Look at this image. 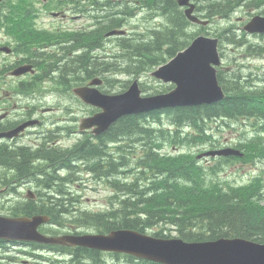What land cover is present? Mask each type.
<instances>
[{
	"label": "trees",
	"instance_id": "trees-1",
	"mask_svg": "<svg viewBox=\"0 0 264 264\" xmlns=\"http://www.w3.org/2000/svg\"><path fill=\"white\" fill-rule=\"evenodd\" d=\"M138 1L142 3V13L148 19V22L159 20L163 22L145 27L142 33L138 31L130 33L129 36L115 37L114 42L119 50H116L117 52L111 55L110 60L106 63L100 62V57L106 55V52L93 51L96 48L95 44H90L83 47L74 59L58 65L55 61L47 62L44 70L50 71L52 68L58 67L62 75H67L71 71L83 70L87 73L85 79H89L92 78L90 74L95 69L103 73L105 69L109 68L111 71L108 74L113 73V79L108 78L107 88L101 87L102 91L109 92L112 88L117 87L116 77L118 75H126L127 77L132 75L134 77L146 72L186 47L200 31L208 33L206 28L197 27L188 21L183 9L178 6L176 0ZM195 1L198 12L201 15L209 14V17L227 13L232 5L231 0ZM107 2L105 1L103 4L105 5ZM87 8L85 7L82 10H87ZM122 13L125 14L126 18L133 15L131 9L122 10ZM115 20L114 14L106 9L101 13L98 25L92 35L99 37L101 40L106 31L115 28ZM212 34L222 40L220 32ZM140 36L146 37V39L142 40ZM104 38L108 37L105 36ZM230 42L239 43L238 40ZM38 54L41 55L42 51H38ZM90 54H94L90 68H83L80 63L87 64L85 61L90 57ZM218 78L226 94L221 105L174 108L166 112L142 116L141 124L138 123V118L135 116H127L117 122V126L113 129L116 133L113 135V139L126 137L130 141V150H126V152H130L131 157L123 149H120L116 151L112 162L113 180L111 185L115 189L114 197L118 196L119 199L121 196V199L117 200L115 209L92 213L75 212L78 203L71 200V194L66 188L64 193L69 196L70 206L58 211L56 201H51V199L53 195L60 192L52 190V188L50 190L47 185L45 191L47 198L42 199L41 203L34 205L28 202V207L21 206L16 202L8 203V205L3 203L0 205V210H3L1 213L17 216L44 212L50 214L53 220H69L74 228L86 226L97 231L130 228L143 232L150 227L158 226L161 221L169 220L174 221L178 226V234L187 241L239 236L264 243V203H259L258 199L253 197V192L250 196L243 192L240 197L234 199L233 193H229V191L228 193H222L219 188L217 191H211L210 186L194 190L183 180L182 172L174 169L176 164L161 159L162 155L157 150V140H161V143L175 142L176 138L179 137L181 125L185 122L200 126L202 120H206L210 116L219 117L231 114L236 117L240 115L239 111L244 108L246 101L245 96L242 94V91L246 88L242 89L240 75L235 72L226 73L222 70L218 73ZM127 82L126 80L122 81L121 87H126ZM142 84L144 86V83ZM170 87V85H159L158 88L162 90L152 87L141 88L155 93ZM200 130H202L201 126ZM102 145V140L99 141L97 147L87 142L78 148L77 155L89 162H91L90 157L92 155L98 158L95 159V165L98 168L100 167V171L105 174L106 167H104V163L108 159V152ZM142 146L144 147L143 152ZM1 147L0 161L1 159L6 161L9 167H12L13 163H17L12 168L19 173L30 169L26 163L28 159L24 155L23 147H16L8 151L1 149ZM96 148L98 150H95ZM39 151L46 158H57L58 155V152L52 149H40ZM180 159L181 156L176 160L180 161ZM126 167H131V171L138 168L129 182L124 181L125 176L122 169ZM185 168L188 169L187 166ZM51 178L54 182H62L57 173H53ZM128 187L126 194L130 196V199L124 200V191ZM238 191L244 190L238 189ZM176 195L183 196L173 206L175 199L178 198ZM187 195L189 197L185 199ZM43 200L48 201V205L43 204ZM54 210H57L58 215L55 216ZM176 211H179L178 218L174 220ZM144 215L145 218L142 219ZM125 216L132 218L125 219ZM157 235L163 236L164 234L158 232ZM142 264L157 263L142 261Z\"/></svg>",
	"mask_w": 264,
	"mask_h": 264
},
{
	"label": "water",
	"instance_id": "water-1",
	"mask_svg": "<svg viewBox=\"0 0 264 264\" xmlns=\"http://www.w3.org/2000/svg\"><path fill=\"white\" fill-rule=\"evenodd\" d=\"M178 3L187 5L188 0H178ZM193 7V4H190V8L185 9L187 18L192 22L204 23L191 14ZM257 30H259L257 25L250 29V31ZM216 42V39L199 36L184 50L151 72V75L157 79L175 85L174 89L167 93L142 97L136 80L126 91L115 95H103L97 89L90 88L75 89V92L82 97L88 95L102 107L103 112L91 118L99 125L100 130L124 115L166 107L210 103L223 97L216 76V66L220 64ZM82 126L86 127L89 124L83 121ZM47 220V216L31 219L0 218V239L80 243L76 237L47 238L40 235L36 228ZM84 238L89 246L95 248L128 251L133 255L165 264H264V245L242 238L182 244L180 240H154L132 230L116 231L107 236H84ZM149 242L154 247H150ZM247 250L252 252L251 256L247 254Z\"/></svg>",
	"mask_w": 264,
	"mask_h": 264
},
{
	"label": "rangeland",
	"instance_id": "rangeland-1",
	"mask_svg": "<svg viewBox=\"0 0 264 264\" xmlns=\"http://www.w3.org/2000/svg\"><path fill=\"white\" fill-rule=\"evenodd\" d=\"M34 1L38 2V1H41V0H0L1 5H3V6L0 7V19H1V21H3L0 24V30L2 29L3 25H8V24L10 25L9 26V31H10L9 42H11L13 45L15 43V40H18L15 37L16 36L15 34L18 31L20 26L27 27L30 35H32V34H38V33L42 32L43 29H47L48 33L51 34L52 33L51 29L53 27H55L58 22L67 23V25H66L68 27L67 30H71V28H73L74 25H84V23H85L84 21L78 19L79 17H77V16L76 17L72 16L71 18H67L65 20H59V19L55 20V18L47 17V14H45L44 17L42 18V22L40 23V26H42V30L36 29V28H34V25H33V22L31 20V18L24 17V13H23L25 7L27 5H29L31 2H34ZM86 1H89V3L95 8L100 7L101 4L104 3L105 1L115 2V0H86ZM240 1H242V0H240ZM254 1L257 2V3H260V2L264 3V0H254ZM52 2H53L52 0H45L44 3L45 4H50ZM38 3H40V2H38ZM6 8L9 9L8 10L9 12L8 11L6 12V10H7ZM42 11L48 12V11H60V10H55L54 9V10H42ZM3 13L10 14L11 17L10 18H6ZM118 15H119L118 12L114 13V16H116L115 17L116 20H115V26L114 27L116 29L123 28L124 27L123 24L126 25V23L123 22V19L121 17H118ZM2 17H4V18H2ZM7 19H9L10 22ZM7 22H9V23H7ZM161 22H163V21L159 20V21H150V22H148V19L143 18L142 19V23H136L133 20H131L130 21V25H132V27L135 28L133 30H136V28H142V31H143L145 27L156 25L157 23H161ZM56 27H58V26H56ZM5 30H7V28H5ZM65 30L66 29H63L62 27H60L57 31H61V32L65 33L66 32ZM92 31H94V30H92ZM13 32H14V34H13ZM220 35H221V37H224L227 41L230 40V38H229V36H228V34L226 32L223 31V32L220 33ZM105 36H107L108 38H104ZM111 36L112 35L108 34V32H105L102 35L101 40H100L99 37H96L95 35L93 36L92 34H88V35H86L83 38V41L81 43L77 42V43H75L73 45V47L76 48V49H80L81 50L83 47H87L90 44H95L96 48H94L93 51H95V50H104L106 47H110L113 51L119 50L118 48H116V44L114 42V38H112ZM140 37H141L142 40L146 39V37H143V36H140ZM6 41H8V40H6ZM4 44H7V42H4ZM225 46H229L232 49H235V46L233 44H228V43L225 44L222 41V42H220L218 44L219 52L223 53L227 57H230V58L234 57L235 60H233L232 62L238 61V58H239L238 54L235 53L232 50L227 51ZM239 48L242 49V47H239ZM4 53L5 52L0 51V60H1L0 63H5V62L9 61V58L11 57L10 53H5V54ZM93 56H94V54H90V57L87 58L86 61H85L87 64H85V63L82 64V62H81L80 66H82L83 68H85V67L86 68H90V63H91V61L93 59ZM64 57H65L64 54L59 55L57 60H56L57 61L56 64L58 65V64L62 63L63 62L62 59L68 60V58H64ZM4 58H6V59H4ZM16 58L19 59L20 57L16 56ZM49 60H50V58H47V57L43 58L41 60V63H45V62H47ZM73 62L76 63L75 61H73ZM238 62H242V63L241 64L240 63H237V64L234 63L235 65L232 64L233 66L231 68H233V70L240 71L241 75H246L250 70L253 71L254 68L256 67V65H260V64L264 63V54H260L257 57L247 58L245 61L240 60ZM80 71H82V70H80ZM260 71H264L263 68ZM69 74L72 77L76 76L74 71H71ZM137 77H139V74L137 76H135V79ZM119 79H123V78L119 77ZM131 79H133V77ZM142 79L144 81H146V83H148V79L146 78V75H144L142 77ZM6 81H7V84L10 83V80H6ZM149 83H151V82H149ZM111 92H117V89H112ZM165 150H167L166 147H165ZM24 155L28 159L29 155L27 153H25ZM31 155H32V153H31ZM93 158L98 159L95 156H93ZM161 159L166 160V161H171L173 159V157H171V156L170 157H164L163 156V157H161ZM41 160H43L42 157H40L38 160L36 159L35 160V165H36L37 169L39 170V172L41 174H43V175L42 176H38L37 178H34L33 180L36 181V180L42 179V182L48 184L50 190H51V188H52V190H59L60 188H65L64 190L66 191V186L65 185H63L61 183H58L56 181L54 182V180L51 178L52 174L55 173V172L50 171L49 167H48V169L39 168V167H45L46 165L48 166L47 163H43ZM19 161H20V159H19ZM26 163H27V165L30 166L29 159L27 160ZM13 164L15 165L17 163H13ZM14 165H12V166H14ZM0 166H4L5 167V166H9V165L6 163V161H3L1 159ZM83 184H85V183L81 182V180H76L75 181V186L76 185L81 186ZM60 185H62V186H60ZM81 188H84V187L82 186ZM128 189H129V187L124 191V195H123L124 200H129L130 199V196L128 194H126ZM33 191L35 193H37V190H33ZM45 191H46V189H45ZM2 192H5L4 184H2L0 186V193H2ZM23 192L26 193L25 190ZM23 192L14 193L15 196L14 195H10V194H7L5 196H1L0 197V205H1L2 201L6 202L9 199H11L13 201V203L16 202L18 204H21V206L25 205L26 207H28L29 206V203H28L29 200L25 198ZM86 193L90 197L91 200L92 199H97V198L100 197V195H102V191L101 190H97L95 192H93L91 190H88ZM182 196L181 195H176V197H178V198H181ZM188 197H189V195H187L185 197V199H188ZM51 201H56V205H57L58 211H60L62 208H65V207L68 208L70 206L69 196H67L64 192H60L57 195H53V198L51 199ZM42 203L48 205V201H46V200H43ZM145 203H143V204H145ZM90 205L96 206V204H90ZM53 213L55 215H57V210H54ZM9 215H11V214H9ZM125 218H127V216H125ZM20 259L22 261L23 260L24 261L27 260V258H20ZM27 263L28 262H24V264H27ZM46 264H48V261L46 262Z\"/></svg>",
	"mask_w": 264,
	"mask_h": 264
},
{
	"label": "flooded vegetation",
	"instance_id": "flooded-vegetation-1",
	"mask_svg": "<svg viewBox=\"0 0 264 264\" xmlns=\"http://www.w3.org/2000/svg\"><path fill=\"white\" fill-rule=\"evenodd\" d=\"M244 20L245 17L241 16L237 19V22L240 24L243 23ZM251 80L249 85H244L246 90L243 92L247 93H242L246 99V109L252 113L255 119L264 120V111H261L258 106V104L264 106V94L262 93L264 91V78L260 77L256 72L252 74ZM15 97H17V95L14 94V91H6L0 95V130L10 129L19 121L27 119L28 116L36 118L39 121L37 124L39 127H42L44 122L50 121L52 124L48 128H52L54 131V141L52 144L60 148L65 146L62 144L61 140L66 137H82V135L79 136L76 133L77 121L84 116H88L89 113H93V110L84 108L78 101L74 100L56 101L43 99L22 100L20 102V100H14ZM60 128H63L64 131H58ZM34 130V128H31L21 136L26 138L27 141L36 144L32 136H29L30 132ZM60 154L64 155L65 153L62 152Z\"/></svg>",
	"mask_w": 264,
	"mask_h": 264
},
{
	"label": "bare ground",
	"instance_id": "bare-ground-1",
	"mask_svg": "<svg viewBox=\"0 0 264 264\" xmlns=\"http://www.w3.org/2000/svg\"><path fill=\"white\" fill-rule=\"evenodd\" d=\"M7 9V8H6ZM7 12V11H6ZM9 12V11H8ZM45 15V14H44ZM2 18H4V17H2ZM7 20H9V19H7ZM9 22H10V20H9ZM9 22H7V23H9ZM12 23V22H11ZM13 30V29H12ZM10 32V31H9ZM12 33V32H11ZM17 33V32H16ZM13 34H14V32H13ZM16 35V34H15ZM14 35V36H15ZM16 37V36H15ZM15 39V38H14ZM9 41V40H8ZM3 54V53H2ZM5 54V53H4ZM20 57V56H19ZM4 59H6V58H4ZM1 61V60H0ZM21 102V101H20ZM25 102V101H24ZM22 104V103H21ZM33 105H35V104H33ZM21 106V105H20ZM258 106L260 107V109H261V111H264V106H262V105H260V104H258ZM41 107V106H40ZM32 108V107H31ZM33 109V108H32ZM51 109V108H50ZM52 110V109H51ZM31 112V111H30ZM29 113V112H28ZM33 113V112H32ZM31 113V114H32ZM137 123V122H136ZM80 136V135H79ZM144 136V135H143ZM81 137V136H80ZM129 138V137H128ZM99 139V138H98ZM113 139V138H112ZM104 150V149H103ZM105 151V150H104ZM54 152V151H53ZM105 153V152H104ZM52 158V157H51ZM116 162V161H115ZM29 166V165H28ZM39 166V165H38ZM47 172V171H46ZM50 173V172H49ZM43 175V174H42ZM51 179V178H50ZM65 188H60L58 191L59 192H64L65 190H64ZM47 198V196H43L42 197V199H46ZM31 205V204H30ZM56 213V212H55ZM59 213V212H58ZM59 214H61V213H59ZM58 215V214H57ZM56 216V215H55ZM58 217V216H57ZM247 254L249 255V256H251L252 255V252L251 251H248L247 250ZM251 254V255H250Z\"/></svg>",
	"mask_w": 264,
	"mask_h": 264
}]
</instances>
